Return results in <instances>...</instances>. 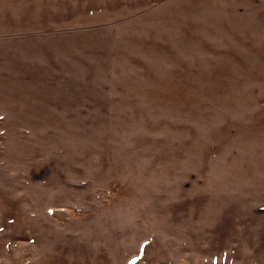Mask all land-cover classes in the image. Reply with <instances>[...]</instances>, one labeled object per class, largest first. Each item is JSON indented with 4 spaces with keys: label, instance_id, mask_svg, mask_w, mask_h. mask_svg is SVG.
<instances>
[{
    "label": "rangeland",
    "instance_id": "obj_1",
    "mask_svg": "<svg viewBox=\"0 0 264 264\" xmlns=\"http://www.w3.org/2000/svg\"><path fill=\"white\" fill-rule=\"evenodd\" d=\"M0 264H264V0H0Z\"/></svg>",
    "mask_w": 264,
    "mask_h": 264
}]
</instances>
